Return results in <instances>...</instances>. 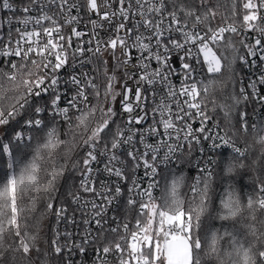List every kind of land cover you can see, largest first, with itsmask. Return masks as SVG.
<instances>
[{"label": "snow or ice", "instance_id": "obj_1", "mask_svg": "<svg viewBox=\"0 0 264 264\" xmlns=\"http://www.w3.org/2000/svg\"><path fill=\"white\" fill-rule=\"evenodd\" d=\"M103 6L107 37L90 19L82 40L75 2L0 0V264H264V174L236 179L264 157V0ZM237 62L251 75L217 103Z\"/></svg>", "mask_w": 264, "mask_h": 264}, {"label": "trees", "instance_id": "obj_2", "mask_svg": "<svg viewBox=\"0 0 264 264\" xmlns=\"http://www.w3.org/2000/svg\"><path fill=\"white\" fill-rule=\"evenodd\" d=\"M227 3L230 4L231 0H226ZM238 12H241V8H240V0H238ZM239 23V20L237 21ZM239 39H241V37H236V40L238 41ZM237 47H239V44H237ZM241 52H243V49L241 48ZM108 60L109 63V71H111L112 66H113V61L111 59V57H107L105 58ZM245 72V68L244 65H242L241 63L237 62V64L235 65L234 71L232 73H229L227 71H224L222 76L217 77V79L220 81V83L216 86V91H215V95H216V100L217 103L223 102L225 100V98L231 93L232 90V83L231 80L229 79V76H231L233 79H236L237 81L239 80L240 77H242L244 75ZM101 81H103V77H102V66H101ZM223 87L224 88V92L223 94H221L220 92V88ZM239 87V83L237 82V88ZM117 88H119V85H117ZM211 96L212 93L210 91L209 94V108L211 109L212 104H211ZM118 101H119V97L117 98V103H116V107L118 108ZM211 114V113H210ZM214 119H221V122H223V117L222 114L219 113L218 110V115L213 117ZM249 142L251 143V138L249 137ZM227 155V154H226ZM254 161H259L258 164H254ZM247 167L243 170H241V172L238 174L237 176V181L239 184L244 185L247 184L249 182V178H251L255 173H260V174H264V157H260L259 154V147L256 146L254 150L251 151L249 158L245 161ZM71 183V180H67L65 182H62L59 193H57V197L58 200L60 201H64L66 204L69 202L70 197L67 195V185ZM71 204H69L68 206H70ZM43 211V203H41L38 208L36 209V213L37 215H39V213ZM53 227V223H52V219H51V215H49L47 217V219L44 220L43 222V229L41 232V236L42 237H47L48 235H50L51 233L49 232V228Z\"/></svg>", "mask_w": 264, "mask_h": 264}, {"label": "built area", "instance_id": "obj_3", "mask_svg": "<svg viewBox=\"0 0 264 264\" xmlns=\"http://www.w3.org/2000/svg\"><path fill=\"white\" fill-rule=\"evenodd\" d=\"M13 2H14V5L23 7L25 0H13ZM69 2L70 3L75 2L79 5V15L81 17V21H80V23L75 24V25H66L63 29L65 35H69L71 33V27L74 26L78 30H80L86 34L83 38H81L82 40L88 39L89 36L87 34L91 32V25L88 22L91 19V20H96L98 24H100V23L104 24V27L102 29H97V31L99 32V35L101 37H104V38L107 37V34L110 32V29L108 27V24L101 20V16L103 15V12L105 11V8L103 6L104 0H97V3L100 7V14L99 15L94 14L93 12H91L87 8V0H69ZM113 7H115V5H113ZM0 14H1L2 18L5 19V24H6V14L5 13H0ZM73 14H76L75 9L73 10ZM58 19L63 24V15L58 16ZM15 26L16 25H14V27ZM3 34H4L5 39H6L7 38L6 29L3 32ZM15 35H16L15 31H13V36L15 37ZM249 35H251V33H249ZM75 44H76V38L73 36V46H75ZM117 54H119V49H117ZM107 57H109V55L107 53H105V58H107ZM94 63H96V62L94 61ZM173 65H174V67L177 68V70L179 69V63L175 58H173ZM97 67L100 68V71H101V66L98 63H97ZM244 68H245V72H244V75L242 77L244 78V80L246 82L251 75V70L245 66H244ZM84 70L89 71V73L92 74L91 66L86 67ZM69 71H71V69H69ZM77 71H79L78 59H77ZM65 76H67V73H65ZM100 78H101V75L98 76V79H100ZM128 83L131 84L132 82L129 81ZM118 108H119V101H118ZM248 110H249V112H251V106L249 107ZM261 118H264V117H261ZM193 126L197 127L198 121ZM156 195L159 196L160 192H156ZM72 211H73V206L70 205L69 206V214H71ZM112 214H115L116 217L118 218V220H120L121 222H123L125 218L132 220L134 222V218L136 216V210L134 208L126 207L124 205V203L121 202L119 204L113 205V208L110 209V211H109V215H112ZM51 219H52V223H53V227H54L55 226V219L53 216H51ZM112 226L114 227L115 224L112 223ZM64 227H68L69 230H72L71 225H65L62 223L61 228H64ZM130 227H131V225H130Z\"/></svg>", "mask_w": 264, "mask_h": 264}, {"label": "rangeland", "instance_id": "obj_4", "mask_svg": "<svg viewBox=\"0 0 264 264\" xmlns=\"http://www.w3.org/2000/svg\"><path fill=\"white\" fill-rule=\"evenodd\" d=\"M0 18H2L1 14H0Z\"/></svg>", "mask_w": 264, "mask_h": 264}]
</instances>
